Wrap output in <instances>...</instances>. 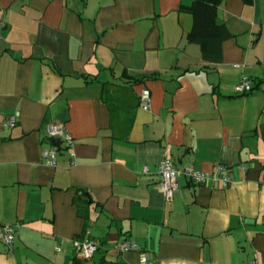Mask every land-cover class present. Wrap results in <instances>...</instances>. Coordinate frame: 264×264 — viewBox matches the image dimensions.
<instances>
[{"label": "crops", "instance_id": "0c3cea01", "mask_svg": "<svg viewBox=\"0 0 264 264\" xmlns=\"http://www.w3.org/2000/svg\"><path fill=\"white\" fill-rule=\"evenodd\" d=\"M192 1L0 0V220L19 224L0 264H264V0L217 4L218 62L187 38ZM49 122L73 137L53 166ZM164 157L208 180L167 199Z\"/></svg>", "mask_w": 264, "mask_h": 264}, {"label": "built area", "instance_id": "2783aa9c", "mask_svg": "<svg viewBox=\"0 0 264 264\" xmlns=\"http://www.w3.org/2000/svg\"><path fill=\"white\" fill-rule=\"evenodd\" d=\"M251 89H252L251 80L247 76H243L241 81L236 86V90L238 93H246L251 91ZM149 99H150L149 90L147 88H143L141 92L138 94V104L143 109H148ZM17 120H18L17 114L12 113L6 118L4 124L7 127H13L14 125H16ZM44 130H45V137H47L50 141L57 140L58 142H63L68 146L73 143L72 135L64 128V126L61 123L58 122L46 123ZM56 149H57L56 146L52 145L51 143L50 145L43 148L42 157L47 165H52V166L55 165ZM147 169H148L147 166L143 167L144 171H147ZM158 171L160 174L159 187L163 195L167 199H170L173 193L176 191L178 185L177 178L182 174L186 175L192 182L198 184L204 183L205 181L208 180V176L205 173L195 169L192 165H185L179 168L168 157H164L158 163ZM221 174L222 175L219 176L221 184L223 186H226L230 182L229 176L224 174L223 172H221ZM18 227H19L18 223H8L0 220V243H2L6 248H11ZM74 245L77 253L84 258L93 257V255L99 248L98 242L96 241V239L92 238L89 235V232H87L82 239H76L74 241ZM117 248L120 251H127L131 249L132 250L138 249V246L134 242L128 239H124L117 243ZM141 261L143 264H151L147 260L145 255L141 256ZM247 264H260V263H258L257 261H251Z\"/></svg>", "mask_w": 264, "mask_h": 264}, {"label": "trees", "instance_id": "16d2710c", "mask_svg": "<svg viewBox=\"0 0 264 264\" xmlns=\"http://www.w3.org/2000/svg\"><path fill=\"white\" fill-rule=\"evenodd\" d=\"M221 0H193L189 11L193 17V24L187 34L189 41L201 45L202 58L207 61L218 62L221 59V44L230 36L225 24L216 21L217 4ZM249 2L251 0H243ZM138 81V78H133Z\"/></svg>", "mask_w": 264, "mask_h": 264}, {"label": "water", "instance_id": "95a60500", "mask_svg": "<svg viewBox=\"0 0 264 264\" xmlns=\"http://www.w3.org/2000/svg\"><path fill=\"white\" fill-rule=\"evenodd\" d=\"M48 141L51 142L54 145H57L58 144V141L57 140H51V141L48 140ZM65 146H67V144ZM61 147H62V144H61Z\"/></svg>", "mask_w": 264, "mask_h": 264}]
</instances>
